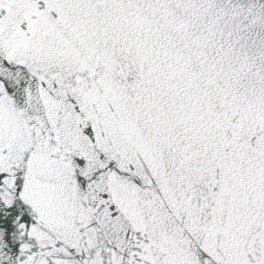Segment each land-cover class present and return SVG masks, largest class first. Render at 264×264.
Here are the masks:
<instances>
[{
    "label": "water",
    "instance_id": "water-1",
    "mask_svg": "<svg viewBox=\"0 0 264 264\" xmlns=\"http://www.w3.org/2000/svg\"><path fill=\"white\" fill-rule=\"evenodd\" d=\"M0 264H264V0H0Z\"/></svg>",
    "mask_w": 264,
    "mask_h": 264
}]
</instances>
